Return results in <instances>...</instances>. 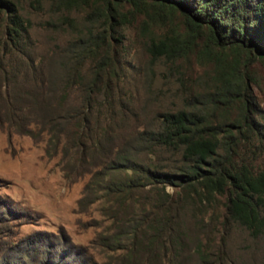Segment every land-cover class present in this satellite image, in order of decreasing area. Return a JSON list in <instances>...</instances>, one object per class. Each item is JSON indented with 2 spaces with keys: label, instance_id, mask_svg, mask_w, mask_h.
Masks as SVG:
<instances>
[{
  "label": "trees",
  "instance_id": "16d2710c",
  "mask_svg": "<svg viewBox=\"0 0 264 264\" xmlns=\"http://www.w3.org/2000/svg\"><path fill=\"white\" fill-rule=\"evenodd\" d=\"M256 63L264 0H0V128L86 179L106 248L264 264Z\"/></svg>",
  "mask_w": 264,
  "mask_h": 264
},
{
  "label": "rangeland",
  "instance_id": "374dc122",
  "mask_svg": "<svg viewBox=\"0 0 264 264\" xmlns=\"http://www.w3.org/2000/svg\"><path fill=\"white\" fill-rule=\"evenodd\" d=\"M254 70L264 108V65ZM46 147L45 138L0 128V264H167L102 245L105 223L78 206L86 179L64 178Z\"/></svg>",
  "mask_w": 264,
  "mask_h": 264
}]
</instances>
